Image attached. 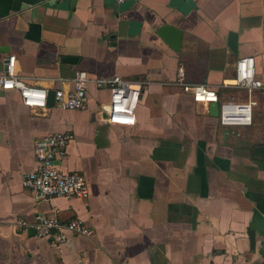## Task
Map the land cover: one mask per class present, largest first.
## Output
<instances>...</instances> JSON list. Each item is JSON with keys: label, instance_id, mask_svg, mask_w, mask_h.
I'll use <instances>...</instances> for the list:
<instances>
[{"label": "crops", "instance_id": "obj_1", "mask_svg": "<svg viewBox=\"0 0 264 264\" xmlns=\"http://www.w3.org/2000/svg\"><path fill=\"white\" fill-rule=\"evenodd\" d=\"M163 25L182 31L179 51ZM13 57L48 92L71 90L80 70L92 82L78 111L0 91V264H264V90L225 86L243 57L264 84V0H0V74ZM181 69L219 103L254 102L253 124L222 126L173 85ZM115 76L147 83L134 126L104 122L110 92L94 81ZM59 133L74 139L55 165L85 175L86 199L23 186L35 141ZM53 214L92 234L37 237V217Z\"/></svg>", "mask_w": 264, "mask_h": 264}, {"label": "built area", "instance_id": "obj_2", "mask_svg": "<svg viewBox=\"0 0 264 264\" xmlns=\"http://www.w3.org/2000/svg\"><path fill=\"white\" fill-rule=\"evenodd\" d=\"M127 0H115L118 5ZM15 57L12 62L4 60V70L0 74V91L15 90L19 92L22 103L31 108H47L49 92L46 89L31 86L15 72ZM92 82L86 71H77L72 80L71 90L55 91L53 105L67 111L84 110L88 104L87 89ZM99 89L108 88L110 102L103 106L101 112L105 114L104 122L110 125L136 124V111L139 106L142 91L146 82L135 79H124L115 76L110 79L94 81ZM189 94L195 102L207 106L210 103H219L217 92L206 84H193L185 79L181 69L177 81L173 84ZM249 93L264 90V84L257 78L254 58H240L236 65V75L232 84H225ZM254 102H223L219 103V123L222 126L237 127L253 124ZM74 135L70 133L48 134L35 141V158L37 167L25 174L23 186L33 192L38 200L46 201L53 198L86 199L90 195L88 181L84 174L79 172H63L55 162L66 156V150ZM16 224L20 227H29L28 223L19 219ZM39 238H48L54 244L61 246L68 241V235L90 236L92 232L79 220L61 223L56 214L38 216L31 226Z\"/></svg>", "mask_w": 264, "mask_h": 264}, {"label": "water", "instance_id": "obj_3", "mask_svg": "<svg viewBox=\"0 0 264 264\" xmlns=\"http://www.w3.org/2000/svg\"><path fill=\"white\" fill-rule=\"evenodd\" d=\"M157 35L162 38L173 50L179 51L182 42V31L172 26L163 25L157 30ZM55 92H49L48 106L54 103ZM210 115L218 118L220 112L219 103H210ZM251 242L254 243V235L250 233Z\"/></svg>", "mask_w": 264, "mask_h": 264}]
</instances>
